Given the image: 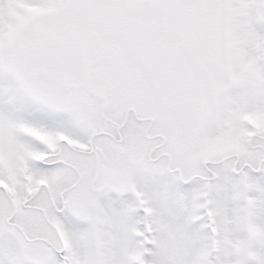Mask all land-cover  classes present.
<instances>
[{
    "label": "snow or ice",
    "instance_id": "1",
    "mask_svg": "<svg viewBox=\"0 0 264 264\" xmlns=\"http://www.w3.org/2000/svg\"><path fill=\"white\" fill-rule=\"evenodd\" d=\"M0 264H264V0H0Z\"/></svg>",
    "mask_w": 264,
    "mask_h": 264
}]
</instances>
